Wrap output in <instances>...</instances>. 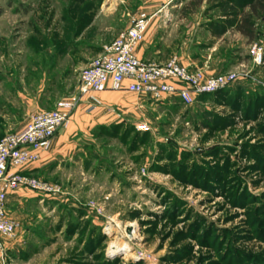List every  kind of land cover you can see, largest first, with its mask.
Segmentation results:
<instances>
[{
  "label": "rangeland",
  "instance_id": "rangeland-1",
  "mask_svg": "<svg viewBox=\"0 0 264 264\" xmlns=\"http://www.w3.org/2000/svg\"><path fill=\"white\" fill-rule=\"evenodd\" d=\"M151 2L0 0V140L77 92L97 41L111 43ZM193 3L170 1L181 11L160 15L147 40L237 81L191 105L123 92L112 111L86 117L82 160L37 177L62 192H34L49 202L27 207L16 249L6 242L10 264H264V64L254 54L264 16L253 43L234 29L213 37L209 24L227 20L217 0Z\"/></svg>",
  "mask_w": 264,
  "mask_h": 264
},
{
  "label": "built area",
  "instance_id": "built-area-1",
  "mask_svg": "<svg viewBox=\"0 0 264 264\" xmlns=\"http://www.w3.org/2000/svg\"><path fill=\"white\" fill-rule=\"evenodd\" d=\"M153 15L145 12L133 16L122 31L102 52L82 70L77 92L57 102L54 110L33 113L25 126L0 140V264H10L6 242L17 239L21 225L7 212V200L12 192L25 189L45 196H58L62 189L24 169L40 161L51 149L54 137L71 124L73 113L80 108L92 114L101 106L98 94L121 92L146 96L153 100L175 95L187 105L197 96L215 94L228 89L237 81L234 73L207 75L191 70L174 56L163 63L146 61L137 56L144 42ZM262 49H254L258 63L263 61ZM148 130L146 123L138 126Z\"/></svg>",
  "mask_w": 264,
  "mask_h": 264
},
{
  "label": "crops",
  "instance_id": "crops-1",
  "mask_svg": "<svg viewBox=\"0 0 264 264\" xmlns=\"http://www.w3.org/2000/svg\"><path fill=\"white\" fill-rule=\"evenodd\" d=\"M151 4H147L146 7H144V4L139 5V11L134 14L137 15L140 12H145L147 14L153 15V19L151 21L150 27L148 29V32L146 34V38L144 42L139 46L137 50V56L140 59L146 60V61H154L158 63H163L167 61V50H163L161 46L156 44L154 41H148V36L150 34V30L154 29L155 26L158 28H161V24L157 25L158 17L161 15H168V14H177L181 11L180 8H174L168 5V3L172 0H151ZM155 4V5H153ZM126 10L129 11V7L126 5L124 6ZM184 9V8H183ZM196 8L195 10H197ZM196 11H194L193 14H195ZM239 34V33H238ZM240 35V34H239ZM110 42V38L106 39H100L97 41V45L100 48H103ZM171 58V57H170ZM179 61L189 67L191 70H196L195 66H192L185 61L183 58H179ZM191 64H195L194 61L191 62ZM5 78L9 79L10 76L8 74H2ZM9 83V80L7 81ZM126 91L121 92H103L98 94V98L101 101V106L95 110L98 111L99 109L108 108V110L112 109V103L117 104V101L120 99V95ZM31 109V102H28L27 110ZM83 107L80 108L76 114L73 117V123L74 126L72 129L68 130H61L58 132V134L54 137L51 149L48 152H45L42 154L41 159L39 162L29 166L28 168L24 169V173L32 175L34 177H40L45 178L46 176L50 175L51 172L57 173L58 171L62 170V167L65 166L68 162H74L75 156H78L80 160L82 158L79 156L78 153V142L79 139H76V135L81 133L80 131H83V125L82 122L85 123L86 117L89 118L94 114H86L85 116H81ZM85 111V109H84ZM79 116V117H78ZM81 116V117H80ZM93 125H98V121L93 120ZM72 123V124H73ZM89 123L87 122V125ZM85 125V124H84ZM24 126V125H23ZM22 126V127H23ZM89 126H87L88 128ZM22 129V128H21ZM18 129L15 132L21 130ZM14 133V132H12ZM64 164V165H63ZM49 201L48 200H38L37 194L30 190H17L15 192H12L7 200V212L8 215L20 223L21 229L19 230L17 240L14 242H10L9 246L10 249H16L18 243L20 242V239L22 238L20 232H22L25 229L26 225H29L30 222H32V219L29 215H27V207L29 206H43L45 203L47 205Z\"/></svg>",
  "mask_w": 264,
  "mask_h": 264
},
{
  "label": "trees",
  "instance_id": "trees-1",
  "mask_svg": "<svg viewBox=\"0 0 264 264\" xmlns=\"http://www.w3.org/2000/svg\"><path fill=\"white\" fill-rule=\"evenodd\" d=\"M203 2L204 0H196V3L193 4L198 8ZM215 8L222 10L227 20L221 26H216L212 22L209 24L213 37H221L229 29H234L242 37L248 39L250 43L259 39L260 34L255 22L264 16V0H239L236 3H232V0H217ZM262 62L264 64V52ZM222 92L224 90L215 93V95ZM206 96L208 95H202L200 98Z\"/></svg>",
  "mask_w": 264,
  "mask_h": 264
},
{
  "label": "water",
  "instance_id": "water-1",
  "mask_svg": "<svg viewBox=\"0 0 264 264\" xmlns=\"http://www.w3.org/2000/svg\"><path fill=\"white\" fill-rule=\"evenodd\" d=\"M131 232H132V230H131V229H129V230H128V234H129V235H131Z\"/></svg>",
  "mask_w": 264,
  "mask_h": 264
},
{
  "label": "bare ground",
  "instance_id": "bare-ground-1",
  "mask_svg": "<svg viewBox=\"0 0 264 264\" xmlns=\"http://www.w3.org/2000/svg\"><path fill=\"white\" fill-rule=\"evenodd\" d=\"M122 250V249H121Z\"/></svg>",
  "mask_w": 264,
  "mask_h": 264
}]
</instances>
